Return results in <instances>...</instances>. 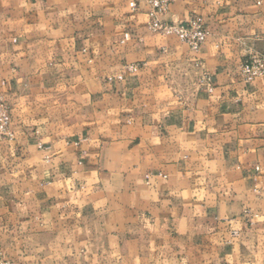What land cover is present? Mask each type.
I'll return each mask as SVG.
<instances>
[{"label": "crops", "instance_id": "1", "mask_svg": "<svg viewBox=\"0 0 264 264\" xmlns=\"http://www.w3.org/2000/svg\"><path fill=\"white\" fill-rule=\"evenodd\" d=\"M195 14L199 50L145 0H0V264H264V0Z\"/></svg>", "mask_w": 264, "mask_h": 264}, {"label": "built area", "instance_id": "2", "mask_svg": "<svg viewBox=\"0 0 264 264\" xmlns=\"http://www.w3.org/2000/svg\"><path fill=\"white\" fill-rule=\"evenodd\" d=\"M145 1L148 4L149 15L147 25L151 31L165 35H176L193 50H199L202 44L207 41L210 31L206 29L201 15L195 14L182 21H168L164 16L169 11V4L173 0ZM139 4L140 0H130V6L134 10L139 8ZM128 36L129 33L126 34V37ZM126 67L129 71H137L139 63H129ZM240 68L247 80L264 76V54H253ZM122 77L123 75L118 76L119 79ZM110 79L113 77L111 76ZM200 80L201 84L209 85L210 77L204 75ZM12 122L10 106L4 100H0V140L14 137Z\"/></svg>", "mask_w": 264, "mask_h": 264}, {"label": "rangeland", "instance_id": "3", "mask_svg": "<svg viewBox=\"0 0 264 264\" xmlns=\"http://www.w3.org/2000/svg\"><path fill=\"white\" fill-rule=\"evenodd\" d=\"M250 57H251V56H250ZM250 57L248 58V60L250 59ZM246 61H247V60H246ZM246 61H245V62H246Z\"/></svg>", "mask_w": 264, "mask_h": 264}]
</instances>
